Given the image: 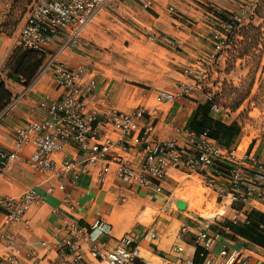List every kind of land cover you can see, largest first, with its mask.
Segmentation results:
<instances>
[{
	"label": "crops",
	"instance_id": "1",
	"mask_svg": "<svg viewBox=\"0 0 264 264\" xmlns=\"http://www.w3.org/2000/svg\"><path fill=\"white\" fill-rule=\"evenodd\" d=\"M9 1L0 0V11ZM141 1L125 0L118 6L101 11L82 32L81 36L87 43L83 47L62 48L65 37L55 38L49 56L28 87L7 77L4 69L1 79L12 95L10 102L14 104L11 109L0 113V148L13 149L15 129L43 115L38 106L40 100L60 97L62 91L49 64L51 57L69 67L83 65L86 68L81 80L83 85L93 74L97 75L96 87L87 100L88 109L101 113L109 108L130 111L143 107L147 114L141 125L150 114L154 115L153 135L159 140L175 139L179 144L185 140V134L177 131L181 125L193 123L197 129L200 128V105L204 99L194 89L192 77L184 72L189 56L195 57L196 52L188 45L196 43V34L199 33L193 29L203 25L202 16L209 15V7L234 13L241 6L240 0H149L147 8L142 7ZM5 32L0 33V65L5 63L14 46L15 32L11 36ZM153 34L158 35L157 41L150 38ZM182 86H189L187 94H181ZM161 92L175 95V99L158 100ZM207 115L212 123L237 128L213 115L211 110ZM102 132L115 142L112 148L115 155L135 167L140 165L144 157L142 145H134L127 139L126 148L122 149L121 136L109 124L103 126ZM230 134L231 131H228L223 135L226 147H235L240 154L247 151L264 158V142L257 140L252 144L249 141L241 147V142H238L240 132ZM32 150V145L25 147L20 153L21 158L28 156ZM64 155L76 161L83 158V153L72 144H64L55 155L58 162ZM116 160L107 155L106 161L101 160L91 166L89 172L81 175L74 185L67 179L63 189L55 188L51 193H47L46 189L50 185L56 187V178L34 173L21 160L11 165L0 178V198L18 197L30 187H35L44 195V201L32 205L27 212L26 224H6L4 210L0 207V229L12 236L14 245L20 247L19 264H70L58 257L56 249V244L66 236L62 223L65 217L89 224L100 214L111 227L110 244L128 234L137 246L141 259L138 264H161V256L172 260L192 259L196 250L194 233L198 229L220 230L239 210L264 213V200L250 199L242 206H232L229 198H225L228 200V219L214 217L205 220L190 209L189 197L176 193L177 189L184 188L182 179L193 174L170 170L159 189L154 185L130 187L116 176ZM106 164L109 171L101 183L98 173ZM66 195L77 202L74 209L64 203ZM183 224L188 225V230L179 237ZM151 232L155 233V238L150 236ZM244 240L235 232L224 235L222 241L214 245L213 252L217 253L222 244L231 248L245 245ZM176 246L182 250L173 251ZM8 250L5 242L0 240V254Z\"/></svg>",
	"mask_w": 264,
	"mask_h": 264
},
{
	"label": "built area",
	"instance_id": "2",
	"mask_svg": "<svg viewBox=\"0 0 264 264\" xmlns=\"http://www.w3.org/2000/svg\"><path fill=\"white\" fill-rule=\"evenodd\" d=\"M10 0L5 9L0 12V33L4 29L6 10L15 3ZM125 0H31L20 19L14 35V46L36 51L49 56L50 47L55 38L65 37L63 47H83L87 45L81 36L86 26L91 23L105 7L118 6ZM133 2L135 0H127ZM141 5L147 8L149 0H142ZM213 11H220L213 9ZM214 18L216 16L212 14ZM120 16V15H119ZM229 18L240 21V18L229 13ZM217 19V18H216ZM232 32L229 23L216 22ZM214 51L219 53L226 44V37L215 32L213 34ZM153 41L158 36L151 35ZM13 46V47H14ZM213 58L210 57V60ZM49 64L55 77L57 86L61 89L59 98L44 97L38 106L43 115L28 122L25 126L15 129L14 146L11 150L0 148V178L11 165L21 160L34 173L45 176L51 175L57 179L56 187L48 186L47 193L53 189H63L64 181L74 185L77 179L89 172L91 166L103 160L107 155L116 160V176L130 187H149L157 189L165 181L170 170H177L188 174H196L201 178L203 185L214 191L221 198H229L231 203H247L250 199L264 200V158L256 157L244 151L238 153L237 148L223 145L217 138L209 136V130L195 132L188 125H181L177 131L185 134L183 144L175 139L159 140L154 133V115L148 116L144 125L146 110L137 107L130 111L106 109L101 113L88 109L89 94L96 87L97 75L93 74L86 85L81 80L86 68L83 65L69 67L65 62L50 58ZM4 64L0 65V73ZM185 74L191 71L185 69ZM194 74L197 93L204 100H210V110L217 116L221 112L220 106L212 101V97L203 91L199 81V74ZM189 86H182L181 94L189 92ZM158 100L173 101L175 95L168 92L159 93ZM9 103L1 112L11 109ZM0 112V113H1ZM109 124L120 136L122 149L126 148V140L134 145H142L144 157L139 166L135 167L128 161L112 152L115 146L113 139L105 132L101 133L104 125ZM64 144L74 145L83 153L81 161H76L64 155L58 162L57 155ZM33 146L32 152L21 158V151ZM109 171V165H104L98 173L101 183ZM44 201V195L35 187L25 189L18 197L0 198V207L5 213V223H28L26 214L32 205ZM64 203L74 209L77 202L72 201L69 195L63 199ZM232 224L247 222L246 212L239 210L230 218ZM66 236L57 244L58 257L70 264H138L141 259L133 237L125 234L116 238L110 244L111 227L98 214L89 224H81L71 218L62 220ZM188 225L180 227L178 236L186 233ZM231 228L223 224L220 230L209 231L206 228L198 229L194 233V245L202 249V264H264V246L252 243L245 239V245L227 247L221 245L217 253L213 247L222 241L224 235H232ZM150 236L155 238V233ZM0 240L5 242L9 249L0 254V264H19L20 247L14 245L13 238L6 231L0 229ZM180 246L173 247V251L180 252ZM33 255V253H32ZM140 260V261H139ZM161 264H192V259L172 260L167 256L160 257Z\"/></svg>",
	"mask_w": 264,
	"mask_h": 264
},
{
	"label": "rangeland",
	"instance_id": "3",
	"mask_svg": "<svg viewBox=\"0 0 264 264\" xmlns=\"http://www.w3.org/2000/svg\"><path fill=\"white\" fill-rule=\"evenodd\" d=\"M30 1L18 0L6 10L3 31H6L8 36L16 32ZM240 4L238 12L233 14L240 18L242 24L251 23L254 26L245 29L249 39H243L240 35L236 36L235 40L229 39L228 36L232 32H226L224 26L216 23L217 19L212 15L215 8L209 7V15L202 16L203 25L193 29L199 33L196 34L198 39L195 44L188 46L196 52L195 57L189 56L186 69L191 71V76L203 70V73L199 74L201 88L220 106L221 112L216 117L237 126L240 132L238 142H241L242 147L249 141L252 144L257 140L264 142V0L260 3L258 0H240ZM257 4L259 12L250 19ZM107 8L109 7L103 10ZM215 32L226 37V44L219 53L214 51ZM238 33H243V30ZM4 69L5 63L0 79ZM238 153L240 154L239 150ZM198 177L195 174L184 177V188L177 189V195L189 197L190 209L196 215L204 217L203 219L219 217L227 220L228 200L216 196V193L206 188ZM221 212L222 214L218 215Z\"/></svg>",
	"mask_w": 264,
	"mask_h": 264
},
{
	"label": "trees",
	"instance_id": "4",
	"mask_svg": "<svg viewBox=\"0 0 264 264\" xmlns=\"http://www.w3.org/2000/svg\"><path fill=\"white\" fill-rule=\"evenodd\" d=\"M17 1L18 0L15 2ZM260 1L261 0H258L259 3ZM258 7L259 5L257 4L250 19H253L259 12ZM213 13L219 21L229 23V25H231L233 31L229 34V39L235 40V37L238 35L243 37V39H249L246 35L248 32L245 29L253 28L254 26L251 23L244 25L240 21L232 20L229 18V13L226 12L213 11ZM240 30H243V33H238ZM45 58L46 56L44 54L22 46H14L5 61L6 75L12 80L22 83L23 86L28 87L41 69ZM11 98V93L6 89L3 80L0 79V112L10 103ZM212 101L214 100L212 99ZM210 104V100H204L203 104L200 105L202 110L200 128L197 129L193 123L189 124L188 127L197 133L208 129L209 136L217 138L223 145H225V142L223 141L224 133L231 131V134L233 135L236 134L239 129L233 128L232 126L225 128L222 124L217 122L212 123L210 117L207 115V112L210 110ZM231 204L232 206H234V204H238L239 206L244 205L242 202H233ZM246 214L247 222L244 224H232L230 221H227L225 224L231 228L232 232H235L252 243L264 246V213L253 210ZM201 253L202 249L200 247H196L192 258V264H202L203 256Z\"/></svg>",
	"mask_w": 264,
	"mask_h": 264
}]
</instances>
